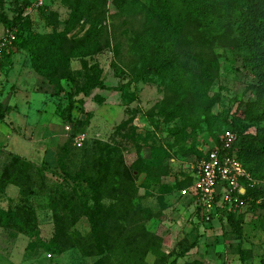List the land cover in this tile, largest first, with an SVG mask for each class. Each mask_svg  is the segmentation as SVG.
I'll list each match as a JSON object with an SVG mask.
<instances>
[{"label":"rangeland","instance_id":"1","mask_svg":"<svg viewBox=\"0 0 264 264\" xmlns=\"http://www.w3.org/2000/svg\"><path fill=\"white\" fill-rule=\"evenodd\" d=\"M120 1L102 2L101 11L94 18L76 21L69 29L71 12L63 0H49L47 8L32 7L31 13L26 12L32 24H26L25 34L65 32L68 52L89 34L94 19L104 30L96 55L72 60L73 81L62 82L65 92L59 97L27 65L26 51L0 59V103L10 114L12 108L8 103L18 94L15 109L22 111L27 107L29 110L25 118L17 119L19 125L16 121L15 132L0 121V128L12 138L0 142L8 144L7 149L0 147V175L15 154L38 165L45 176L41 183L32 171L30 179L21 182L20 187L11 185L0 194V208L34 212L40 230V239H37L15 229H0V264H97L102 259L103 264H264V227L259 210H246L239 232H234L226 222L201 221L188 201L164 190L162 184L143 185L147 174L160 177L161 183H172L189 165L180 160L169 134V128L181 126V122L167 123L158 114L162 105L177 102L179 96L157 79L144 82L139 78L142 58L136 38L145 28V16L123 14L117 6ZM139 1L149 7L150 0ZM241 1L233 0L225 31H212L191 21L178 46L181 59L196 72L212 69L213 78L205 81L204 91L214 103L213 115L221 119L231 116L240 102L254 100L247 87L256 83V79L244 66L247 52L239 42ZM21 5L22 0H0V38L11 29ZM93 67H98L99 77ZM71 99L79 103L74 105L68 120L65 109ZM185 102L198 104L192 96ZM227 132L224 129L221 137ZM199 133V148L206 153L214 140L209 137L205 123ZM77 137L85 139L77 143ZM158 150L166 151L168 156L157 157ZM42 158H45L44 166H41ZM123 166L132 170L135 180L129 195L132 208L128 207L127 213L131 216L139 210H149L157 215L153 220L145 215L131 219L139 221L140 227H146L154 235L150 244L146 246L143 240V246L141 229L132 233L131 241H126L117 252L119 262H112L113 257L105 251L102 255L86 256L77 248L62 254L45 249L42 243L50 242L56 233L50 196L55 184L69 181L65 168L71 169L74 175L83 172L109 181L99 202L106 214L105 224H109L112 186L115 187L116 174ZM79 206L78 203H73L71 208L63 206L64 211L60 213L65 218L63 227L68 235L86 247L91 233L90 219L83 214L85 206ZM74 209L76 218L71 214ZM115 211L118 217L125 218L124 211ZM241 249L248 252L245 261L239 257Z\"/></svg>","mask_w":264,"mask_h":264},{"label":"trees","instance_id":"2","mask_svg":"<svg viewBox=\"0 0 264 264\" xmlns=\"http://www.w3.org/2000/svg\"><path fill=\"white\" fill-rule=\"evenodd\" d=\"M105 1L107 0H63L64 5L71 12L68 29L73 27L76 21H88L94 18L95 13H100L102 2ZM232 2L233 0H150L149 7H147L139 0H121L117 6L123 14H143L145 16V28L136 38L142 58L139 78L144 82H153L157 79L162 86L168 87L173 94L179 96L177 102L162 105L158 114L167 123L176 120L181 122V126L175 125L169 128V134L178 148L180 160L188 165L205 158V151L199 148L201 145L199 132L202 124L205 123L208 135L214 140L216 146L220 145L224 129L237 135V142L232 153L250 178L261 182L264 181V0H242L240 2L239 42L247 52L244 66L252 72L256 83L247 87V91L252 93L254 100L240 102L231 116L221 119L213 115L214 103L204 91L205 81L213 78L212 69L205 68L198 73L181 59L178 52L182 34L191 21L204 25L212 31H225L232 12ZM29 6H31L30 0H22L19 14L11 22L12 27L9 30L15 33L16 40L0 56V59L26 51L27 65L38 76L45 79L55 91L54 95L59 97L65 92L62 82L73 81L72 60L96 55L101 47L104 30L94 19L89 34L68 52L65 49V32L38 33L33 31L25 34L26 24L29 26L32 24L29 14L26 13ZM7 26L9 27L8 23ZM211 65L214 67V63ZM113 68L119 71L116 65H113ZM93 70L99 77L98 67H93ZM189 96L198 100V104L186 103L185 99ZM76 102L71 99L65 109L68 120H71ZM8 113V108L0 103V120L5 121ZM157 152V157L166 158L168 156L166 151L158 150ZM44 165L45 158L41 166ZM37 166L13 154L0 175V194L11 185L20 187L21 182L30 179L32 171L35 173L34 177L42 183L45 176ZM65 169L69 181L55 184L50 196L52 210L55 213L56 233L50 242L42 243L45 249L62 254L68 249L77 248L86 256L102 255L105 251L113 257L112 262H119L117 252L123 245H126V241H131L129 235L132 233L141 229L142 244L143 240L146 246L150 244L154 235L146 227H140L139 221L131 219L142 218L145 215L149 220H153L157 215L149 210H139L137 215L130 216L126 211L128 207L132 208L130 202L132 196L129 197V195L134 190L135 181L130 168L123 166L119 174H116L115 187L112 186L114 194L109 206L112 211L109 224H105L106 214L99 206L100 195L109 181L102 177L98 179L96 176H87L83 172H77L74 175L71 169ZM178 175L179 178L177 175H171L177 177L172 183H161L160 177L156 178L147 174L143 185L150 187L154 184H162L164 190L178 196L179 190L192 184V178L186 171ZM261 196L260 190L248 186L243 199L250 205V210L260 211L263 228L264 202L258 203ZM73 203H78L80 205L78 208L85 206L86 211L83 214L88 215L90 219L91 233L88 236L89 243L86 247H82L79 240L74 241L68 235L67 229L63 227L65 218L60 213L63 210L61 207L70 206L71 208ZM119 209L125 212L124 219L122 216L118 217L119 214L115 210ZM76 212L75 209L71 212L75 218L77 217ZM197 213L203 221L198 211ZM245 216L247 213L243 211L228 212L223 214L221 222H226L234 232H239ZM128 222L129 225H126ZM6 228L15 229L30 238L40 239V230L34 212H26L24 209L4 210L0 208V229ZM145 250L148 251L146 247ZM238 254L240 260L247 259V251L241 249ZM97 264H103V259Z\"/></svg>","mask_w":264,"mask_h":264},{"label":"built area","instance_id":"3","mask_svg":"<svg viewBox=\"0 0 264 264\" xmlns=\"http://www.w3.org/2000/svg\"><path fill=\"white\" fill-rule=\"evenodd\" d=\"M28 13L35 9L48 7L49 0H30ZM14 32L8 31L0 38V56L15 42ZM84 137H77L82 143ZM237 142V135L227 132L220 139V145L213 144L205 158L188 164L186 170L192 178V184L178 192V198L188 201L194 211L200 214L206 223L221 221L224 213L246 212L250 205L243 199L248 186L262 192L258 203L264 202V181H253L242 164L232 153Z\"/></svg>","mask_w":264,"mask_h":264},{"label":"crops","instance_id":"4","mask_svg":"<svg viewBox=\"0 0 264 264\" xmlns=\"http://www.w3.org/2000/svg\"><path fill=\"white\" fill-rule=\"evenodd\" d=\"M18 98H19V95H15L14 97H12L8 103V106L12 108L10 114L8 113L5 121H1V122H4L13 132H15V128L17 129V126L19 125V119L23 117L25 118L26 114L29 112L28 108L25 107L24 109H22V111H20L19 109H15L17 108V102H18ZM24 99H26V96L24 97ZM22 100V98L20 99V101ZM27 101V100H26ZM25 101V102H26ZM19 103V102H18ZM18 119V120H17ZM16 121L17 124H16ZM26 126H28L26 124ZM27 129H29V127H25ZM7 140V141H10L12 138L10 137V135H5L4 131L0 128V142H4V140ZM7 146L8 144L5 145V143H0V147H5L7 149ZM33 149V147H32ZM43 159V158H42ZM43 162V160H42ZM41 163V162H40Z\"/></svg>","mask_w":264,"mask_h":264}]
</instances>
